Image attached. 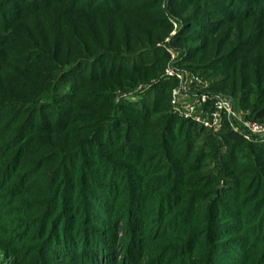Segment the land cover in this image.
I'll return each instance as SVG.
<instances>
[{
  "label": "rangeland",
  "instance_id": "rangeland-1",
  "mask_svg": "<svg viewBox=\"0 0 264 264\" xmlns=\"http://www.w3.org/2000/svg\"><path fill=\"white\" fill-rule=\"evenodd\" d=\"M239 2L240 0H229V2L227 0H44V4H47L42 9L30 6L18 11L19 2L0 0L2 6L0 8L5 11L3 15L7 12L12 14L11 21L0 28V51L7 47L6 44L11 43L10 39H13L19 30L25 32L21 35L23 41H30L29 45H23L25 49L9 45L14 46V52L19 56L16 57L19 64L16 66V62L8 63L5 65L7 70L5 68L0 70V74L3 72V78L8 83V88L5 90L13 91L14 88V96L16 94L18 96L16 98L22 101L16 105L12 103L6 105L3 101L4 95L1 97L0 113H3L1 116L4 118L1 120L3 129L0 131V138H9L7 136L15 126H19L20 120H25L24 117H27L28 121L35 120V127L40 126L43 119L48 120L41 124L43 128L30 140V144L33 145L31 153L21 158L20 162H14L15 167L7 174V179L0 183V264H26L24 256L32 250L30 232L25 228V222L30 221L37 214V209L32 208L35 204L31 203L34 198L31 189H40L44 181L41 179H44L46 173L58 164L57 158H50L43 165H39L38 161L52 154L57 147L61 149L66 147L72 152L75 148L73 142H78L84 137L101 142V136L106 134L103 131L99 133L101 126L109 122L112 110L124 98L127 104L139 108L142 104H147L146 101L152 96L154 99L157 94L160 113L154 116L155 121L162 120L166 114L168 115V106L165 103L168 100L171 112L177 117L202 128L193 118L208 119L214 109L210 103H202L201 96L216 95L230 100L238 119L256 123L264 128V121L248 117L249 114L255 117L258 112L264 115V31L260 29L264 21L255 15L244 16L239 11ZM44 4L39 3V6ZM232 4L238 7L230 6ZM258 7L263 10L264 3ZM114 8L117 12L109 14L108 12ZM234 8H237L235 15L231 14ZM90 10H96V13ZM20 16L22 22L19 23L17 19ZM149 46H154L155 49L144 55H135L138 50ZM27 51H33L34 55L32 53V56L28 57ZM25 56L28 60L20 59ZM39 57L46 58L47 61L33 65L34 58ZM93 57L96 59H92ZM167 70L172 74L167 75ZM61 71L63 74L68 71L69 77L74 78L73 87L67 88L68 97L63 100V108L61 106L58 108H62L66 119L69 118L67 124H65L66 119L63 124V116L58 113L60 111L50 107L47 110L42 108L43 104L39 105L41 98L49 95L50 84ZM17 72L19 77H16ZM229 72L231 79L236 78V80L227 79ZM3 78L0 76V82ZM164 80L172 82L169 81L168 86L167 84L162 86ZM85 83L87 84L84 85ZM32 104L35 108L39 105L37 110L17 111L18 106L26 105L32 108ZM190 107L193 108L192 111ZM186 113L191 116L185 115ZM123 118L125 122L130 119L128 115ZM54 125L56 128L50 129V126ZM120 128L123 130L125 127L121 125ZM187 128L186 125L179 126L178 122L174 121L172 135H169V131L167 135L174 136L178 142L167 144L166 141H161V135L158 133L160 128L148 127V130L155 132L153 139L158 140V143L157 145L144 143L143 159L151 160L155 166L160 161L158 159L160 155L167 159L164 163L173 165L167 168L168 171L163 169L166 172L162 173L164 182L148 183L152 193L149 198L156 202L159 194L163 193L166 199L157 203L153 210H161L166 215L161 219L160 225V219L155 221L154 212L148 208L149 213L143 221L144 229L140 231V234L146 232L144 237L147 240L146 246L143 252L131 259V262L190 264L192 255L197 253L196 256L200 259L208 260L207 254L217 242L216 253L219 256L214 264H222L221 256L224 252L226 257L234 259L235 257L228 252L231 249L238 250L243 244L248 246L247 249L256 252L255 258L264 250L263 238L250 246V240L244 243L238 237H230L231 234L226 232V229L233 225L232 221L235 218L241 220L244 216L249 217L250 221L258 226L264 224V215H262L264 209L258 207V210L252 213L253 216L249 215L248 209L263 202L261 199L258 204L261 190L249 191L248 184L253 183L254 172L264 174V165H262L264 149L261 152L254 146L226 143L218 134L221 131L203 128L209 135L201 133L193 135L192 144L190 143L188 148L191 155L184 156L187 146L184 141L187 138L182 136L180 139L179 136L184 135ZM6 129L10 131L5 133ZM108 133L111 140L119 135L113 130ZM237 135L247 143L262 145L264 148V138L263 141H260V138L246 140L238 133ZM164 143L168 148L161 153L160 146ZM7 153L8 151L0 152V169L7 163L12 164V159L7 157ZM231 155L237 158L234 163ZM113 161L118 163L121 160L114 158ZM252 161L254 166L248 169ZM186 162L190 163L185 165ZM20 163L24 164L25 168H22ZM195 164H201V167L198 168ZM151 167L152 165L148 164L146 168ZM183 168L188 169L183 172L181 171ZM28 171L35 173L36 183H33V187L22 190L27 196H16L15 192L21 189L16 186L18 179L25 177ZM155 171L154 167L150 169V173L153 172L150 174L151 177L160 174ZM202 173L218 176L219 190L226 191L221 193L222 210H232L231 201L235 197L244 204L247 202L248 207L230 218L220 217L215 225L210 223L213 219L205 225L202 217L205 216L206 211L212 214L211 204L206 202L208 196L206 190L212 188H210L211 184L199 182V174ZM4 174L5 172L0 173L1 176ZM144 175L147 176L148 173ZM175 175L179 177L177 185L181 187L180 195L177 196L178 202L167 210L168 200L172 202V196L176 195L174 186L170 187L168 180ZM13 185L15 187L12 188ZM133 185L134 183L130 184ZM117 186H120L119 182ZM125 187L126 184L122 186L120 194L127 193L123 189ZM171 190L174 195L170 194ZM166 192H169V195ZM247 192L252 195H245ZM189 193H195L196 197L189 198ZM124 206L123 199H120L116 207ZM243 206L239 205V207ZM92 208L97 209L96 206ZM189 209L194 213L190 223L194 225L190 228L204 229L194 233L200 234L199 237L186 240L183 231L178 235L177 232L182 224L185 226L184 213L189 212ZM257 213H261L259 220L256 218ZM24 218L26 220H22ZM199 220H202L205 227H202ZM118 224L115 219L114 227ZM119 227L120 233L116 229L112 235H110L112 232H106L115 243L118 233L120 237L125 236V223L119 224ZM251 230L254 231L248 236L259 234L261 231V229L255 231V227ZM210 232L216 236L210 235ZM138 238H141V235ZM189 240L197 242V248L192 252L188 250ZM124 242V240L120 241L117 247L120 252L126 247ZM207 248H209L208 253ZM167 250H170L169 254ZM125 251L132 252L131 247ZM62 254L63 251L55 253L58 256H63ZM167 254L169 258L166 257ZM106 255L108 256V251ZM122 264L128 263L122 261Z\"/></svg>",
  "mask_w": 264,
  "mask_h": 264
},
{
  "label": "trees",
  "instance_id": "trees-1",
  "mask_svg": "<svg viewBox=\"0 0 264 264\" xmlns=\"http://www.w3.org/2000/svg\"><path fill=\"white\" fill-rule=\"evenodd\" d=\"M15 1L19 2L17 5L18 11H23V7L29 8L30 6H35L37 9H42L47 4H44V0ZM227 2H229V0H227ZM240 2L238 3L240 7L235 6L236 4H232L230 6L240 8L239 11L244 16L255 15L256 17H261L264 21V9L262 10L260 9V7H258L261 6V3H264V0H240ZM39 3L44 5L39 6ZM76 9L80 10L77 7ZM234 9L235 10L233 12L231 11V14L235 15V11L237 8ZM115 10L116 8L110 10L108 13L115 14L117 12ZM90 11L96 13V10ZM4 12L5 11L1 10L0 8V28L5 27L8 21H11L12 14L10 12H7L5 15H3ZM21 20L22 17L20 16L17 19V22L19 21L20 23L22 22ZM260 29L264 31V22L261 24ZM24 34V31H17V33H15V37L13 39H10L11 43L9 45H15V48L18 47L25 49L23 45H29L30 41H23L21 35ZM13 35L14 33L12 34V36ZM7 41L5 42V44L7 43ZM9 45L6 44L5 46L7 47L4 48L3 51H0V70H2L3 68L7 70V67H5V65H8V63L14 64L16 62V66H18L19 64L16 61V57L19 58V56L15 54L16 52H14V46L10 47ZM154 49V46L145 47L138 50L135 55H144V53L153 51ZM21 52L24 53L23 51ZM32 53L34 55L33 51H27L26 55L28 57H31ZM27 56L20 59L28 60V58H26ZM94 58L95 57H93L92 59ZM46 61V58H34L33 65H39L40 63ZM29 63L31 65V61ZM30 65H28V67ZM3 75V72H1L0 76L2 78ZM16 75V77H19L18 72L16 73ZM227 79H231L230 72L227 76ZM231 80H236V78H233ZM164 81L165 82L162 86L166 84L168 86V84H170L169 81L171 80ZM31 82L33 83V81ZM72 83H74V78L72 76L69 77L68 71L64 74L61 71L54 78V80H52L50 84L51 88L49 95L41 98V102L39 104H43L42 108H47V110L50 107L53 109H57V111H60L58 113L63 116V124L65 123L64 119H66L65 113H63L62 110L63 100L68 97L67 88L71 87ZM86 84L87 83H85L84 85ZM7 88L8 83L3 78V81L0 82V99L4 95V104L6 103V105H8V103H12L16 105L17 103H21L22 101H19L16 98L18 96H16V94L14 96V88L13 91H6L5 89ZM158 97L159 96H157V94L155 95L154 99L152 96L150 100L146 101L147 104H142L139 108L135 107L132 104H127L124 98V100L118 102L112 110L109 122L101 126V130L99 131V133L102 131L106 132V134L104 133V135L106 136H101V142L94 141L93 138L84 137L78 142H73L75 144V148H73L74 150L72 149V152L67 150L66 147L63 149L57 147L56 150L52 151V154L44 156L38 161L39 165H43L50 158H57L58 164L57 166L52 168L51 171L46 173L44 179H41L44 181L40 189H31L32 195H34L31 203L35 204L32 208L37 209V214L34 218H31L33 220L29 218L30 221L25 222V228H28V231L30 232L29 239L31 241L32 249L29 254L24 256V261L26 264H56L57 262H59L60 264H122V261L128 264H133L131 262V259H134V257L136 258V254L144 251L147 242V240L144 239L146 232L140 234V231L144 229L143 224L145 222L143 223V221L149 213L148 208L154 212L155 221L157 219H160V225L162 222L161 219L166 215L165 212L161 210H153L155 209L156 205H158L157 203L166 199L164 198L165 196L163 193L159 194L158 201L156 200V202L152 198H149L152 193L150 192L151 186L148 183L151 184L153 182V184H161L162 182H164L162 180L164 179L162 173H166L164 170L173 165L164 163V161H166L167 159L163 158L160 155L158 156V159H160V161L158 164H155V166H153L151 160L143 159V152L145 150L144 143L147 142L151 143L152 145L153 143H155V145H157L158 143V140L153 139V134H155V132H153L152 130H148V127L160 128V132L158 133H160L161 135V141H166L167 144H169L178 142L174 136H169L172 135L173 132V122H178L179 126H181V124L186 125V127H188L187 130H185L186 133L184 135H180L179 138L182 139V136L187 138L184 141V144L187 145L184 156L188 157H190L191 155V152H188V148L192 144L191 140L193 139V135H197L198 133L209 135V133H207V131L203 128L198 127L196 124L190 121L180 119L174 112H171L168 100L167 102H165L168 106V115L166 114L164 118H162V120L155 121L154 116L160 113V110L158 109L160 106L159 100H157ZM1 103L2 102H0V104ZM33 105L34 104H32V108H29L26 105H22L23 107L18 106L17 111L20 110L21 112H27L30 110L31 112L32 110H37V107L39 105H37L36 108ZM59 106H61L62 108L58 109ZM24 108L26 109L24 110ZM1 115H3V113H0V131L1 129H3L1 120L4 118ZM126 115H128L130 118L127 122L123 121V117ZM248 117L258 121H264V115L261 112H258L255 117H252V114H249ZM24 118L25 120H20V122H18L19 126L17 125L15 126V128H13L14 130L7 136L9 138H0V142L2 141L0 146L3 145L1 146L0 152L8 151L7 157H11L12 159V164L7 163L4 167H1L2 169H0V173L5 172V174L4 176L0 175V183L7 179V174L16 165H13L14 162H20L21 158H24L31 153L33 145L30 144V140L37 132H39L43 128L41 124L48 121L43 119L40 126L35 127V120L28 121L27 117ZM66 120L67 122L65 124L69 123V118ZM121 125H124L125 127L123 130H121L120 128ZM53 128H56V125L50 126V129ZM112 130L116 131L119 134L114 138V140H111V136L108 133ZM9 131V129H6L5 133H8ZM167 131H169V135H167ZM218 134L221 135L226 143H232L238 146L242 144L254 146L257 147L256 149L261 152L264 149L262 145L247 143L243 140V138L233 132H230L227 129L221 130V132H219ZM134 144L137 146H133ZM167 144L164 143V145L160 146V148L162 149H160L161 153H163L162 151H164V149L168 148ZM205 144L207 145L208 143ZM7 148H9V150H6ZM37 149L42 150V148ZM129 152L132 153L129 154L130 156L128 155ZM114 158H118L121 161L118 163L114 162ZM232 158L234 163L237 158L234 156H232ZM256 159L259 160V158ZM202 160L203 159H201V161ZM187 163L190 162H186L185 165H187ZM148 164H151L152 167H154V170H156L155 173L160 172V174H157L158 176L155 175L151 177L152 175L150 174H153V172L150 173V169L152 167L150 169L146 168ZM254 164L256 165V162ZM19 165H21V163ZM195 165L198 168L201 167V164ZM262 165H264L263 162ZM231 166L233 167V164ZM253 166L254 165L252 161L248 169L252 168ZM21 167L25 168V165L23 164L21 165ZM188 168H183L181 169V171L185 172ZM137 172L143 174H136ZM144 173H148V175L146 176L144 175ZM34 175L35 173L33 171H28L25 177H21L18 179V185L16 186L18 188H21V191L19 190L15 192L16 196H27L26 192L22 190L33 187V183H36V178ZM172 175H174L173 172ZM171 177L172 178L168 180V185L170 187L174 186L173 189H175L176 195L172 193V189L170 191V194L174 196H172V202L168 200L167 210L172 208L173 205L178 202L177 196L180 195L181 188L180 185H177V178L179 177L177 175ZM217 177L218 176L215 174H199V182H201L202 184H211L210 188H212L211 190H206L208 195L206 198V202L208 201V203L211 204L210 208L212 214L209 211H206L205 216L202 217L205 225L209 223L210 219H213L210 223L215 225L220 217L226 216L230 218L232 215L237 214V212L240 213V211H244L249 205L247 202L244 204L242 200L238 201V198L235 197L231 201L232 210H222V206L220 203L221 193L226 191L219 190L218 185L220 180ZM253 177V183L248 184V189H250L249 191L256 189H258L259 191L261 190V198H259L258 204L260 203L261 199H263V202H261L258 206H256L257 204L254 205V208H248L250 210V214L248 213L250 216H253L252 213L255 210H258V207L264 209V174L254 172ZM118 182L120 183L119 187L117 186ZM133 183L134 185L130 186V184ZM124 184H126V187L123 189H125L127 193L120 194V191L122 190V186ZM13 187H15V185H13L12 188ZM135 187H137L138 189ZM248 192L245 195H252ZM166 194L169 195V192H166ZM194 197H196L195 193H189V198L193 199ZM120 199H123L125 205L123 208L116 207L117 202ZM236 202L238 203L236 204ZM239 205L244 206L239 207ZM93 206H96L97 209L92 208ZM224 211L227 214L224 213ZM193 214L194 213H192L190 209L189 212L184 213L185 220L183 221V223H185V226L184 224H182L181 229L177 232L178 235V233L183 231L186 240L191 237H199L200 234L194 233H199L202 231V229H204L202 228L197 230L194 227L190 228L194 225H190V223L192 222ZM260 214H256V218H258V220L261 217L259 216ZM262 215H264V212ZM115 219L119 222V224L125 223L126 228L124 230V237L119 236V224L114 227ZM22 220L26 219L24 218ZM202 220H199V223H201L202 227H205V225L202 223ZM186 221H188V224L186 223ZM257 221H255V223H257ZM232 222L233 225L226 229V232H229L231 234L230 237H238V239L244 241V243H246L247 240H250V246L255 245L256 243H258V241L260 242L262 238L264 242V224H260V226H258V224H254V222H251L250 218L247 216H244L243 218L241 217V220L240 218L239 220H236L235 218V220H233ZM254 227L255 231L261 229L260 233H256L254 235L250 234V236H248L251 231H254L251 230ZM115 229L119 230L116 243L106 234V232H112L110 234L112 235ZM209 234L213 235L211 232ZM139 235H141V238H138ZM122 240L125 241L124 243H126V247L123 248L124 251L120 252L117 247ZM187 243L189 244L188 250H191V252L192 250L197 248V242H192V240H189ZM217 243L211 248L209 254H207L208 260L200 259L196 256L198 254L197 253L195 255H192L193 259L189 260L190 264H205V261L207 262L206 264H214L215 259L219 256V254L216 253ZM129 247H131L132 252L125 251ZM247 247L248 246L246 244H243L238 250L236 248L235 251L231 249L230 252H228V254L231 253L232 257L236 258H234L235 260L226 257L224 252V254L221 256L222 264H264V250H262L261 253H258L254 258L256 252L247 249ZM206 250L208 253L209 248H207ZM61 251H63V256H58L60 254L55 255V253ZM107 251L108 256L106 255ZM236 251H238V254H236ZM180 252L181 251L179 250L178 253ZM167 253L169 254L170 250H167ZM168 254L166 255L167 258H169ZM117 256H119V258ZM32 257L34 259H31Z\"/></svg>",
  "mask_w": 264,
  "mask_h": 264
},
{
  "label": "built area",
  "instance_id": "built-area-1",
  "mask_svg": "<svg viewBox=\"0 0 264 264\" xmlns=\"http://www.w3.org/2000/svg\"><path fill=\"white\" fill-rule=\"evenodd\" d=\"M166 73L167 75L172 74L170 70H167ZM201 102L204 104L210 103L214 109L208 119L200 117L193 118L202 128H209L218 132L227 129L235 134L238 133L246 140L260 138V141H263L264 128L256 123L244 122L238 119L229 99L216 95H202ZM190 110L192 111L193 108L190 107ZM185 115L191 116V114L187 113Z\"/></svg>",
  "mask_w": 264,
  "mask_h": 264
}]
</instances>
